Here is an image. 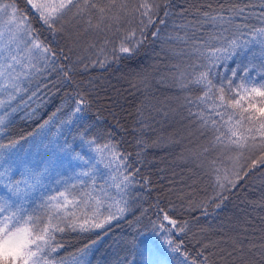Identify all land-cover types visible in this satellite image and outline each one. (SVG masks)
<instances>
[{
	"label": "trees",
	"instance_id": "1",
	"mask_svg": "<svg viewBox=\"0 0 264 264\" xmlns=\"http://www.w3.org/2000/svg\"><path fill=\"white\" fill-rule=\"evenodd\" d=\"M3 2L8 3L9 0ZM14 2L31 22L35 34L57 53L58 59L55 70L43 69V65L39 73L24 70L31 72V75L21 77L24 91L10 104L0 108V115L5 117L0 140L6 143L8 139L26 137V141H21L24 150L29 140L39 138L45 131L47 137L44 140L53 143L57 140L63 143L64 137L86 132L85 140L109 142L122 157H127L128 171L133 174L134 190L138 194L137 205L135 203L124 219L99 230L80 232L66 229L56 233V242L60 246L55 253H51L50 264L67 261L74 264L79 259L86 264H127L133 260V256L127 250L126 241L131 240L137 230L150 228V221L156 220L158 214L162 217L160 209L168 210L173 218L189 221L186 234L173 233L171 238L176 243L183 242L182 251L189 255L190 260L202 259L197 254L202 250L201 245L210 241L215 242L217 247L209 248L204 255L218 253L220 249L231 251L233 241L242 244L245 249L250 243L261 242L260 237L264 235V168L240 180L237 187L225 194L227 199L220 208L210 206V214L206 217L200 211L185 213L179 208L181 203H198L213 194L201 165L217 154L211 150L209 137L202 136L188 119L185 98H195L202 93L195 87L182 90L177 85L174 76L177 68L173 66L179 64L183 68L192 61L186 55L178 54L186 46L175 37L184 36L185 28L182 26L193 19L192 14L201 5L211 3L217 7L219 4L248 3L249 0H169L167 17L161 3L156 24L138 45L134 41H124L125 35L135 25L125 23L119 31L113 26L111 30L101 32L95 28L89 29L87 16L83 20L66 17L65 30L54 35L42 24L39 14L27 0ZM132 2L139 3L140 0ZM251 2L255 7L249 11L259 13L262 10L260 0ZM159 19H164L165 23L160 25ZM92 23L96 24L95 16ZM157 27L160 28V36L153 38L151 33ZM122 41L125 47H130L129 52H120ZM252 52H255L256 58H253ZM252 52L218 64L215 71L230 75L237 59L242 64L252 60L255 65L252 75H258L261 72L259 49L254 48ZM96 61H104V66L101 67ZM65 72L70 73V78H65ZM77 93L87 94L89 106L82 114L83 119L72 125L69 132L60 122L75 107ZM241 95L245 99L239 105L235 100L228 102L229 111H235L237 116L243 114V109L250 102L247 94ZM0 99L7 101L8 93L0 94ZM251 102L257 105L261 103L259 98ZM207 103L211 104L212 101ZM216 103H219L218 96ZM53 113L56 115L53 116ZM50 117V123L38 132L39 125ZM58 129L63 134H58ZM30 133L36 134L33 137ZM205 148H209L207 153L204 152ZM240 159L239 166L244 165L245 160ZM226 166L232 168L233 164L229 162ZM58 178L61 184L54 183L53 188L41 192L39 185L33 190L25 204L30 212H42L39 208L42 200L48 194H54L53 189L63 190V182L69 181V177L65 172L60 176L58 174ZM76 183V191L82 192L79 191V183ZM152 239L159 249V264H180L183 258L179 254L169 252L161 238ZM85 245L90 247L87 254L81 257L80 249ZM210 260L215 264H242L238 256L225 260L216 255Z\"/></svg>",
	"mask_w": 264,
	"mask_h": 264
},
{
	"label": "snow or ice",
	"instance_id": "2",
	"mask_svg": "<svg viewBox=\"0 0 264 264\" xmlns=\"http://www.w3.org/2000/svg\"><path fill=\"white\" fill-rule=\"evenodd\" d=\"M27 3L32 5L42 24L54 35L65 30L66 17L70 20H83L87 16L89 29L95 28L101 32L111 30L113 26L119 31L125 23L135 25L125 35L124 41H134L137 45L143 42L147 31L156 24L161 3L164 5V16L169 15V0H140L139 3H133L132 0H27ZM259 6L262 10L253 13L249 11L255 7L251 0L248 3L219 4L217 7H213L211 3L201 5L192 14L193 19L182 26L185 28L184 36L175 37L186 46L178 54L186 55L192 61L183 68L179 64L173 66L177 68V73L174 74L177 85L182 90L195 87L202 93L195 98H185L188 119L202 136L209 137L211 150L217 153L215 158L201 165L213 194L198 203H181V212L200 211L202 216H208L210 206L220 208L227 199L225 194L237 187L240 180L247 178L251 172L264 168V0H260ZM93 16L96 18L95 25L92 23ZM252 20L256 23H250ZM164 23V19H159L160 25ZM35 31L14 0H9L8 3L0 0V94L8 93L7 101L0 99V108L10 104L24 91L21 77L31 75L25 69L39 73L43 65V69L55 70L57 53ZM151 35L158 38L160 28L157 27ZM254 48H258L260 53L261 72L258 75H252L255 68L252 60L242 64L237 59L230 75L215 71L218 64L241 57ZM130 50L122 41L120 52L127 53ZM252 55L256 58L255 52ZM96 63L103 67L105 62ZM64 76L68 79L70 73L65 72ZM241 93L247 94L250 102L243 109V114L237 116L235 111H229L228 102L235 100L239 105L245 99ZM217 96L219 103H216ZM256 98L261 101L259 105L251 102ZM208 101L212 103L209 104ZM88 106L87 94L77 93L75 107L67 114L66 119L61 120V126H66L71 132L72 125L83 119L82 114ZM50 121L51 117L40 124L37 131H42ZM4 126L5 117L0 115V132H3ZM35 134L29 135L34 137ZM58 134H63L60 129ZM86 135V132L79 135L81 145L87 143L91 146L96 143L95 139L85 140ZM75 139L72 143L67 139L63 143L57 140V146L53 149L56 160L46 162L41 170L28 168L27 179L19 180H14L10 174L16 164L14 156L18 155V150L23 151L21 141H26L27 138L8 139L6 143L0 140V180L5 181L3 187L7 193L0 197V264H50L51 253H55L60 246L56 242V233H62L66 229L80 232L102 229L129 211L124 195L133 183V174L128 171L130 166L127 164V157H122L110 143L92 149L100 157L96 163L104 162L106 154H110L111 159L107 160L105 168L114 169L117 173L112 181L119 199L108 196L107 192L103 193L112 200L105 209L107 216L101 218L102 198L91 192L78 193L76 181H64L63 190L53 189L54 194H48L39 205L42 212H30L25 207L24 201L29 190L40 185L50 163L67 161L70 167L74 164L91 165L88 170L76 171L73 168V172L80 184L83 183L80 177L92 178L95 164L85 159L77 150ZM52 143L49 140V145ZM208 151L209 148L204 149L205 153ZM232 153H237V160L243 158L245 164L236 168ZM244 153L248 155L245 156ZM229 162L233 163L232 168L226 166ZM21 163L26 164V161ZM144 183L147 184L148 181L145 180ZM56 184H61V181L57 180ZM159 212L163 213L162 217L158 214L156 220H151L150 228L137 230L132 239L126 241L127 250L133 256V260L127 264H159V249L152 238L159 240L165 233L168 236L163 240V245L169 252L183 258L180 264H215L210 257L216 255L225 260L238 256L242 264H264V235L260 237L259 244L250 243L246 249L233 241L231 251L220 249L218 253L209 252L204 255L209 248L217 247L215 242L210 241L201 245L202 250L197 255L202 259L190 260L189 255L182 251L183 242L176 243L171 238L173 233L186 234L189 221L173 218L165 209H160ZM138 221L139 217L136 222ZM89 247L90 245H85L80 249L81 257L87 254ZM74 264L86 262L79 259Z\"/></svg>",
	"mask_w": 264,
	"mask_h": 264
},
{
	"label": "rangeland",
	"instance_id": "3",
	"mask_svg": "<svg viewBox=\"0 0 264 264\" xmlns=\"http://www.w3.org/2000/svg\"><path fill=\"white\" fill-rule=\"evenodd\" d=\"M5 19H7V17H5ZM5 39H7V37H5ZM46 133L47 132L45 131V133L41 134L39 138H35V139L33 138L29 140L27 142V147L23 151L18 150V155L14 156V159L16 160V164L13 165V172L10 174L14 180L27 179L28 168L41 170L45 166L46 162L56 160V158L53 155V149L56 148L57 145L56 143H52L49 145V142H47V140H44L47 137ZM80 134L82 133L77 132L74 133L73 135L69 134L72 136L68 138L64 137L62 138V141L64 142L65 139H67L70 143H72L73 139L76 138L75 143L77 150L80 151L82 155H84L85 159L90 160L92 161L93 164H95V168L92 169L93 172L92 178L80 177V180L83 181V183L80 184V182L76 180V177L73 172V168H75L76 171L88 170L92 167L91 165L74 164L72 167H70L67 161H64L63 163L56 161L55 163L48 164V171L41 179V183H40V188L42 189L41 192L45 191L48 188L55 187L54 183L56 184V181L60 179L58 178V174L60 176L62 173L66 172L70 182L76 181L79 183V191H82L83 193L91 192L102 198L103 207L101 208V212L103 213V215L101 218L103 219L104 216L108 215V212L105 211L107 205L112 203V200L104 196L103 193L107 192L108 196L119 199V197L116 195V189L112 181V177L115 176L117 173L114 169L105 168V163H107V160L111 159L110 154H106L104 162L96 163V161L100 159V157L99 154L94 152L92 149L96 148L97 146H103L105 144H109V142L106 141L96 142L91 146H89L87 143L81 145V142L79 140ZM231 155L233 156V160L235 161V166L239 167L241 159L238 160L236 159L237 153H232ZM21 161H26V164H22ZM230 164L232 165L233 163L230 162ZM4 183H5L4 180H0V197L7 195L6 189L3 187ZM21 187L23 188L24 185L22 184ZM177 187L179 186H176V188ZM134 189L135 188L132 183L129 186L126 194L124 195V199L128 202L129 205V211L125 213L123 217L112 220L109 224H106L104 227L112 224L113 222H116L117 220L124 219L132 211L133 207L135 206V203L137 205L138 194ZM33 190L34 189L29 190L28 196L24 201V204H27V202L29 201L30 197L33 194ZM85 199H87V197H85ZM113 211H115V209H113ZM90 214L91 212L89 211V215ZM93 230H99V229H93ZM165 237H167L166 234L164 237H161V239L164 240ZM60 264H71V263L67 261L65 263H60Z\"/></svg>",
	"mask_w": 264,
	"mask_h": 264
}]
</instances>
